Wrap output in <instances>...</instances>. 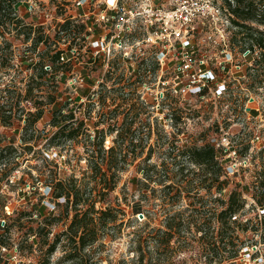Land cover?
I'll return each instance as SVG.
<instances>
[{
	"label": "rangeland",
	"instance_id": "1",
	"mask_svg": "<svg viewBox=\"0 0 264 264\" xmlns=\"http://www.w3.org/2000/svg\"><path fill=\"white\" fill-rule=\"evenodd\" d=\"M215 2L225 6L223 0ZM68 4L60 0H41L36 14L28 13L24 5L18 11L27 28L39 27L40 33L56 38L53 47L63 51L65 56L78 39L79 47H83L80 61L88 64H81L83 69L78 71L70 64L57 72L55 79L50 75L45 77L47 84L42 92H36L38 96L34 100L47 103L53 95L56 101L45 107L36 132L30 130L26 134L16 127L0 125V133L13 139L18 152L25 155L24 159H15L18 166L8 174L10 181L0 183V224L7 223V232H1L6 245L0 249V264H38L46 259L48 244L66 231L74 211L70 207L66 209L64 201L59 206V199L52 195L50 187L56 178L77 180L79 185L87 183L89 192L85 197L90 194L92 199H97L96 209L113 208L117 220L100 232L99 240L85 250V257L80 261L71 262L66 258L72 248L66 239L51 255L50 264H140L141 254L145 256V263L152 260L153 264H264V232L257 230L261 211L253 199L255 176L260 172L264 151V70L256 71L258 66L253 59L260 51L256 50L253 57L245 54L248 50L242 51L236 42L243 34H239L232 23L213 27V40H203L205 34L198 35V49L207 52L213 68L217 60L222 59L221 50L225 48L241 68L237 72L220 73L228 86V93L222 98L184 97L174 90L171 67L170 73L164 71L162 76L160 66L149 56V49L132 52L134 65L123 61L120 55L111 57L108 68L99 60L89 63L84 32L81 30L75 42H70L64 30L68 21L71 29L76 28V20L65 19ZM221 32L224 37H220ZM8 36L12 41L13 58L8 79L32 81L36 86L34 67L22 72L21 60L28 59L26 64L32 60L37 62L46 44L33 52L29 46L37 34H32L27 42L25 34L19 35L16 31ZM248 67L255 70L248 72ZM46 70L50 69L46 67ZM75 74L83 75L84 85L72 83ZM162 91L164 97L157 102L155 97ZM30 101L25 103L26 107H33ZM63 106L65 111L74 109L75 121H84L85 125L81 136L75 140H58V146L50 147L49 138L57 129L51 125L52 110ZM122 132L123 137H119ZM33 135L41 137L42 141L34 144L28 140V145H34L29 150L23 139ZM103 135L105 149L118 142L124 149L129 147L117 159L119 168L113 170L116 184L110 192L100 185L91 188L95 175L89 167V157ZM132 141L143 145L144 151H140V146L132 147ZM207 143L215 144L217 159L223 163V168L232 166L235 171L227 175V189L222 196L226 199L238 185L245 193L247 205L238 215L243 226L236 224L219 230L216 215L222 207L221 195L216 183L211 186L218 167H212L206 177L202 168L184 154L191 147ZM105 158V154L95 155L91 162L101 164ZM152 165H156L154 176L158 183L163 182L161 185L145 180L143 171ZM7 172L5 165L0 164V177ZM208 179L210 181H206ZM163 185L170 188L164 189ZM208 187H212L211 190ZM138 206L143 213L135 215L133 208ZM168 213L173 226L170 248L157 250L152 241L147 243L144 238H148L146 235L152 233V228L160 227ZM247 219L249 224H245ZM136 233L143 235L141 252L135 244ZM239 242L243 247L233 259ZM158 258L161 260L156 263ZM220 260L223 262L218 263Z\"/></svg>",
	"mask_w": 264,
	"mask_h": 264
},
{
	"label": "trees",
	"instance_id": "2",
	"mask_svg": "<svg viewBox=\"0 0 264 264\" xmlns=\"http://www.w3.org/2000/svg\"><path fill=\"white\" fill-rule=\"evenodd\" d=\"M23 0H0V125L4 128L16 127L19 130H22L24 133H28L30 130L36 132L35 127L41 119H43L45 114V107L48 104H55V96H51V99L47 103L44 101L34 100L38 95L36 92H42L44 84H47L45 77L50 75V78L55 79L57 72L64 70L72 63H64L61 61V54L64 52L53 47L55 44L54 40L56 38H50L46 33L41 32L39 27H29L24 24L23 19L18 15V11L23 5ZM225 2V7L228 9V12L232 15L231 22L232 25L237 28L239 34H243L242 39H237L236 42L240 44L242 51L249 50L252 54L256 50H259V56L254 59V65L258 66L256 71L264 70V29L261 26H264V0H223ZM71 22L68 21L64 26V30L67 33V36L70 37V42H75L76 34L81 33L83 28L81 26H76L73 30L71 29ZM35 26V25H34ZM26 28L29 31H26ZM34 28V29H33ZM38 28V29H36ZM79 30H78V29ZM78 30V31H77ZM13 31H16L19 35L25 34L26 41L31 39L32 34H37L32 40L31 50L36 52L40 49L41 44H46L40 59L36 62L32 60L30 64H26L28 59L21 60V71L24 72L34 67V72L37 78V85H33L32 81L25 83L23 79L16 80L14 78L8 79L11 74L13 67V58H12V41H10L9 36ZM49 66L50 70H46V67ZM255 70V68H247V71ZM52 75V76H51ZM34 80V78H32ZM35 81V80H34ZM23 83L25 86H23ZM36 96H35V95ZM33 107H26L25 103H31ZM68 106L66 103L65 107ZM65 107H60L52 110V120L51 125L56 127V131H53L49 138V146H58V140L72 141L77 137L81 136L82 129L85 125L84 121H75L74 109H68L65 111ZM131 131V129H129ZM128 130V131H129ZM126 131V134H128ZM132 132V131H131ZM135 133V131H134ZM119 137H123V132L120 133ZM10 140V142H8ZM31 140L34 144H39L42 139L39 136H32L28 139H23V144L29 150H32L34 145H28ZM105 136H102V139L98 144H96L94 149L91 151L89 157V167L92 170L93 175H95V184L91 188H98L102 186V189L114 190L116 180L114 178L115 168H119V159L122 156L123 151L128 148H123L124 146L118 142L116 146H112L109 149H105L104 145ZM13 139H9L5 134L0 133V164L5 165V170H8L7 173L2 174L0 177V183L4 180H7L10 175V172L14 170L18 163L15 162V159H24V154H20L13 145ZM140 146V151H144L143 145L133 144L132 147ZM247 151V149H246ZM106 155V158L103 159L102 163L94 164L91 162V159L95 155ZM184 154L189 158V160L198 167L202 168L204 176L211 174L210 169L214 166L218 167V172L214 175V178L211 180V186L217 184V189L221 195L220 200L222 201V207L219 213L216 215V222L219 224V230H226V227L232 225H242L241 219L238 215L241 214V211L247 205V199L245 198V193L238 186L231 190L227 194V198L224 196L229 175L226 171V168H223V163L219 161L218 151L215 148V144L207 143L202 147H191L187 149ZM119 155V156H118ZM118 156V157H117ZM148 154V159L150 158ZM15 162V163H13ZM11 164V165H10ZM13 164V165H12ZM11 166V167H10ZM147 166V165H146ZM261 169L260 172L255 176L256 181L255 191L253 194V199L255 201L256 207L261 211L259 213L260 223L258 224V229L264 232V151L262 152L261 159ZM156 165L145 167L143 173L145 180H151L152 182L156 181L154 176V170ZM225 178V179H224ZM10 179L7 180L9 182ZM210 181V179L206 180ZM77 180L70 179H55L53 187H50L53 190V196L59 199L58 205L60 206L62 201H64L66 209L69 207L74 211V215L68 225L66 231L61 234H58L55 239L48 244L46 250V259L38 264H50V257L56 251L59 244L62 241L67 239V244L72 248L67 253V259L71 262L80 261L85 255L83 253L86 249L91 248L100 237V232L103 229L110 228L112 224L116 222V215L114 209L108 207L106 209H96L97 199H92L89 194V197H85L86 193L89 192L86 185H79L76 183ZM157 182V181H156ZM159 180L158 185H161ZM35 186V185H34ZM164 189L170 188V185H163ZM207 186V185H206ZM207 188V187H206ZM212 187H208L211 190ZM92 190V189H91ZM36 192V191H35ZM210 192V191H209ZM63 204V205H64ZM67 212H69L67 210ZM141 211V206L133 208V214L137 215ZM180 216V214H178ZM49 218V217H46ZM154 220V218H151ZM170 213L165 214L164 219L161 221L160 227L152 228V233H147L148 238L144 240L152 241L156 246V249L167 250L170 248V238L172 235V224L170 221ZM249 219L245 221V224H249ZM148 225V223H145ZM7 223L4 227L0 225V249L6 245L5 241L2 239L5 234ZM9 227V226H8ZM135 244L138 246V251L141 252V244L143 243V235L136 233ZM264 243V237L262 238ZM35 244L33 241L32 245ZM235 255L231 258H237L239 251L242 249L243 245L239 242ZM140 264H153L152 260L145 263V256L140 255L138 257ZM160 258L157 259L156 263L160 262ZM223 260L218 261L222 263Z\"/></svg>",
	"mask_w": 264,
	"mask_h": 264
},
{
	"label": "built area",
	"instance_id": "3",
	"mask_svg": "<svg viewBox=\"0 0 264 264\" xmlns=\"http://www.w3.org/2000/svg\"><path fill=\"white\" fill-rule=\"evenodd\" d=\"M39 1L23 0L22 3L28 13L36 14ZM60 1L69 3L65 19L76 20V26L83 28L91 64L99 60L108 68L111 57L120 55L123 61L134 65L132 52L149 49V56L160 66L162 76L164 71L170 73L171 67L175 92L199 99L222 98L228 93V86L220 73L237 72L241 68L226 48L221 50L222 59L217 60L215 68L213 63L210 64L207 52L198 49V35L205 34L203 40H213V27L219 23H232L228 9L217 5L215 0H166L165 3L155 0ZM224 36L221 32L220 37ZM78 44L77 39L75 45L69 47L67 56L61 54V61L71 62L77 71L83 69L81 64H88L80 61L83 47ZM249 53L248 50L245 54ZM71 81L84 85L86 80L83 75H76ZM163 97L164 91L158 92L155 99L158 102ZM234 154L236 157V152ZM226 171L228 174L235 172L232 166L226 167Z\"/></svg>",
	"mask_w": 264,
	"mask_h": 264
},
{
	"label": "water",
	"instance_id": "4",
	"mask_svg": "<svg viewBox=\"0 0 264 264\" xmlns=\"http://www.w3.org/2000/svg\"><path fill=\"white\" fill-rule=\"evenodd\" d=\"M142 217V215H140Z\"/></svg>",
	"mask_w": 264,
	"mask_h": 264
}]
</instances>
